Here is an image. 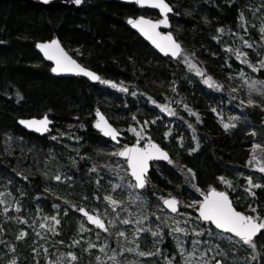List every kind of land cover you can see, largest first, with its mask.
Instances as JSON below:
<instances>
[{"label": "trees", "instance_id": "trees-1", "mask_svg": "<svg viewBox=\"0 0 264 264\" xmlns=\"http://www.w3.org/2000/svg\"><path fill=\"white\" fill-rule=\"evenodd\" d=\"M166 1L174 10L171 31L183 49L176 61L161 57L126 25L128 18L139 15L157 19L154 11L116 1L84 0L77 10L45 13L23 3L0 1V264L13 259L16 264H69V251L78 257L71 264H113V250L125 263L126 250L121 251L128 248L125 235L90 228L77 210L91 211L89 206L96 202L104 206L106 196L120 202L114 186L130 181L125 162L114 154L118 147L93 130L96 110L123 134V144L151 139L171 154L170 165L154 164L150 172L145 196L149 215L163 210L161 197H176L179 215L195 220L199 232L206 225L196 219L198 205H188L201 200L200 193L211 186L227 191L237 210L255 215L248 207L252 205L264 217V187H253L255 196L247 191L248 177L253 184L264 185V172L252 166L264 162V107L259 111L246 103L248 95H257L249 92L247 81L264 80V68L254 71L242 63L247 59L259 67L257 62L264 59L260 31L264 0ZM54 37L101 80L128 91L101 81L92 84L52 75L51 65L35 45ZM236 51L247 56L238 60ZM207 77L212 78L209 83L204 82ZM213 81L221 87L210 86ZM260 101L264 105L261 97ZM161 105L171 109L174 118L169 119ZM45 115L55 124L47 138L17 125L19 119ZM223 123L235 126L225 130ZM9 138L14 143L2 146ZM258 143L261 147L253 149ZM253 155L257 159L250 164ZM57 175L60 180L54 179ZM219 177L230 180L232 187ZM53 216L59 224L50 219ZM171 217L163 211V220ZM21 232L27 235L21 237ZM233 241L230 248L221 247L228 257L216 259L264 264V237L256 238V260L251 259L248 245ZM89 243L95 247L88 248ZM209 245L199 243V251ZM165 252L168 257L171 248ZM161 263L167 264V259Z\"/></svg>", "mask_w": 264, "mask_h": 264}, {"label": "snow or ice", "instance_id": "snow-or-ice-1", "mask_svg": "<svg viewBox=\"0 0 264 264\" xmlns=\"http://www.w3.org/2000/svg\"><path fill=\"white\" fill-rule=\"evenodd\" d=\"M49 0H44V3H48ZM135 2L139 5H148L152 6L155 8H158L161 13H167L170 12L172 9L169 6V4L166 2V0H135ZM73 3L76 5H80L82 3V0H73ZM241 19H243V16L241 15ZM129 22L133 23L135 27L139 28L141 32H143L146 36H148L149 39L152 40L154 44L158 48H160L161 51H167L170 52L173 57L178 56L182 49L181 45L176 42L175 40L172 39L171 33H166L164 34L165 36V41L164 43H161L157 38L161 35L156 31L157 26L159 25H166L168 23L166 16L162 19L158 20H151V19H146L145 17H139L136 20H133L132 18H129ZM222 31V29H221ZM261 33H264V27H261L260 29ZM261 39L264 40V35H261ZM244 44L248 45L249 48L252 47L251 44L247 40L243 41ZM36 47L41 49L43 54L49 59L55 61V66L51 68V71L54 73H61V72H78L82 73L85 76L89 77L90 79L94 81H101L102 83L105 84H110L113 87H120L122 91L127 92L128 89L124 88L120 85H117L115 82L110 81V80H101V77L97 75V73L90 71L88 68L81 66L76 62V60L72 59V57L68 56V54L64 51V49L60 46L59 41L56 39H52L50 41L46 42H38L36 44ZM236 59H240L241 56H247V53L235 52ZM244 64H248L249 67H252L254 71H259L261 68H264V59H261L258 61L259 67H256L252 64H249V61L247 59H244L242 61ZM190 67L195 68V65H190ZM198 74L199 70H197ZM241 76L244 74L241 72ZM211 77H207L205 79V83H209L211 81ZM249 91H257L260 92L262 95H264V80H255L252 79L250 81H247ZM210 86L213 87H221L219 84H216L214 81ZM19 96V93H17ZM133 96L136 95L135 92L132 93ZM155 103V101H152ZM244 101H241V104H244ZM248 105H254L256 104V101L249 98L246 102ZM163 110L167 111L169 115H173V111L171 109H168L166 106L161 105L160 106ZM186 107V106H185ZM261 107H264V105H261ZM213 111H216L213 109ZM99 115V113H98ZM198 118V117H197ZM133 119H135L133 117ZM232 119H237V117H233ZM20 123L26 125L28 128H33L36 131L39 132H46L48 131V125L50 121L48 120V117L45 115L41 119L36 120V119H31V120H21ZM145 124L148 123V121L144 122ZM235 125L232 124L230 125L229 123H223V127L225 130H228L229 127H234ZM95 127L99 129L104 136L111 138L113 141L117 140V137L120 135V133L117 131L116 128H114L111 124H109L102 116L100 119H98L95 123ZM132 131H136L135 129H131ZM146 135V133H145ZM167 136V133H165ZM137 136L140 137V133L137 132ZM55 138V137H53ZM261 147L260 145L253 144L252 148L256 149ZM189 151H192L190 149ZM115 155H118L120 157H124L127 160L128 164V170L130 171L131 175V180L128 182V187L130 189L132 188H139L143 189L147 183L146 181V173L149 168V161L154 159V158H162L165 161H168L169 163H172L167 151H165L163 148L160 147V145L156 144L155 142H152L151 140L148 141L147 144H145L143 147L140 146V141L139 139L137 140L136 144L132 145H124L122 146L118 151L114 153ZM256 156L253 155L250 158L249 163L253 160H256ZM253 167H257L260 172H264V162H258L256 164L252 165ZM189 173H191L193 176L195 175L191 169H187ZM56 180H60V176L57 175L54 177ZM219 179L225 183L229 188L232 187V182L230 180H226L224 177H219ZM99 183V181H97ZM247 183L250 186L247 191L252 195L255 196V192L252 191L253 187L260 188L264 187V185L260 184H253L252 178L248 177L247 178ZM118 187V186H114ZM199 191V189H197ZM203 195V200H194L192 201L191 204L188 205V207H196V211L199 213V216L196 218L198 221H206L209 222L210 224L214 225L216 229L221 230V233H228L229 235L227 237H221L223 239H227L228 241H233L235 240L237 243L243 244V245H248L250 249L252 250L253 255L251 256L252 260H256L257 257L259 256V253H257V244L256 238L259 234V236L264 237V217L260 215V213L256 212V209L252 206L249 205V209L251 212L255 213V215L251 214H245L244 212L237 211L236 208L233 207L231 200L229 199V196L227 192L225 191H218L215 187H209L207 193H201ZM99 198V197H97ZM105 199L110 200L113 204L119 203L118 201L112 200L110 196H106ZM163 200L164 205L167 206L168 209H170L172 212H177L178 210V204L179 201L177 200L176 197L169 196L167 198L161 197ZM73 207H76V205H73ZM79 212L84 213L85 216H87L88 220L91 221L93 224H96L99 228L104 229V231H108V228L105 227V223L103 220L100 219V217L91 215L89 212L85 211L83 207L77 208ZM190 215V214H188ZM51 220L55 221L56 224H59V220L56 219L55 216L50 217ZM143 219H147V217H143ZM132 223H139L138 221H131ZM175 223H179L178 221H174ZM112 223V221H110ZM123 223H130L127 219L123 221ZM43 227V225H41ZM54 230V229H53ZM145 231L144 228H137L133 236L135 237L138 235L140 232ZM150 231V229H149ZM176 232H185V228H180L177 227L174 229ZM192 231L196 233L197 235L203 234L205 231L209 235H212V229H205V228H200L199 232H197L196 228H193ZM27 235L26 232H21L20 236H25ZM117 236L123 237L125 235L124 232H117ZM153 236H157V232H152ZM160 236H163L164 233L162 231L159 232ZM20 237H18L19 239ZM78 243V241L73 242ZM198 243H204L203 241H196L193 240V250L190 252H187V258L184 260V264H191L190 257H192L196 251V245ZM95 245L89 243L88 248H94ZM177 247L179 248L180 254L183 256L184 253L187 251L184 247V245L177 239ZM87 250V249H85ZM104 250V246H101V251ZM128 251V252H133L137 251L135 248H127L124 249L121 247V251ZM216 255L221 256V257H227L228 253L220 247V244H216L215 246ZM14 251V249H13ZM33 251L35 252L36 249L33 248ZM45 251H47L45 249ZM214 251L212 248H207L205 251L201 252L200 255L202 259L198 262V264H227V261L225 259H216L215 256H213L211 259H203V257L207 256L208 252ZM160 250L157 249V253H159ZM156 253L153 252H144V251H139L138 255L139 256H151L155 255ZM67 257L70 258L69 264H71V261H77L78 257L77 255L69 251L66 253ZM116 257V252L113 250L112 252V257L115 261ZM97 260H100V257H96ZM167 259V264H173L171 258H166ZM261 259H264L262 257ZM9 264H16V261L10 260ZM49 264H52L51 261H49Z\"/></svg>", "mask_w": 264, "mask_h": 264}, {"label": "rangeland", "instance_id": "rangeland-1", "mask_svg": "<svg viewBox=\"0 0 264 264\" xmlns=\"http://www.w3.org/2000/svg\"><path fill=\"white\" fill-rule=\"evenodd\" d=\"M255 92L257 95L255 96L248 95L247 99L251 98L255 100L256 104L250 105V106H256L260 111L261 105H262L260 101V97L262 100H264V95H262L260 92H257V91ZM242 111H244V109L240 105V108L238 109V113L241 114ZM165 113L167 114L169 119L174 118V114L169 115L167 111H165ZM259 116L261 117V115ZM251 133H253V131H251ZM255 135L256 134H254V136ZM254 138H256V136ZM13 143H14V140H12V138H9L7 143L6 142L3 143L2 146H10ZM257 145L261 146V144L259 143ZM116 186L118 187H115L114 190L116 191V189H118L117 195L119 197H123V198L117 197L120 199V202L118 201L119 207L115 209H111L110 207L107 208L103 206L105 210L102 213V211L99 209L100 206L97 205L98 204L97 202L92 203L89 206V209L92 212L96 213L97 215H99L106 221L109 229L111 231H114L115 235L119 231H122V230L124 231L125 239L128 243V248L137 249V251H133V252L125 251L126 255H124L123 257L125 263L119 262V258L117 257L118 256L122 257V256L120 254H116L115 261L112 259L113 264H163L161 263V261L164 257H166L167 253L164 250L163 251L161 250L160 245L161 244L163 245V243L167 241V238L170 239L174 243L173 246L175 250L179 251V248L177 247V239H179V241L185 247L187 240L199 241V238L202 237V234L197 235L196 233L192 231L193 228L197 229L198 225L196 224V221L192 220L189 216L177 215V216L169 218L170 219L169 221L163 220L162 213L164 210L160 209L159 210L160 213L157 210H153L154 212L153 213L154 217H153L151 214L149 215L148 213V209H147L149 207L148 200L140 193H139L140 195L133 193L134 191L128 187V182L117 184ZM115 191L113 193H115ZM145 216L147 217V219H143V217ZM125 219L130 221V223H123ZM110 221H112V223H110ZM131 221H138L139 223H132ZM174 221H178L179 223L177 224ZM141 227L144 228L145 231L140 232L138 235L134 237L133 236L134 231L137 228H141ZM165 227H168V229H165L163 231L162 228H165ZM177 227L185 228L186 231L183 233L174 231V229H176ZM209 228L211 229L209 225L205 226V229H209ZM160 231L164 233L163 236L159 235ZM166 231L168 232L169 237L168 235L165 234ZM152 232H157L158 235L153 236ZM212 233H213L212 235H209L207 231H205L203 235H205V238H207V240L209 239L207 241V243L210 244L209 246H211L209 248L214 249L215 252L218 251V250H215L216 244H220V247L224 246L228 248H230L231 245L235 244L234 241L230 242L227 239L221 238V237H227V235L214 232V230H212ZM3 247L4 249H7L6 245H3ZM195 247H196V251L194 255L188 258L190 259L191 264H198V262L202 259L200 253L205 251V250L199 251V243ZM138 249H142L144 252H153L156 254L151 255V256H139ZM157 249L160 250L159 253H157ZM192 250H193V246H192ZM0 254H2V251H0ZM213 256L217 258V255H214L211 251V252H208L207 256L203 257V259L208 260V259H211ZM179 257L181 258L179 261V264H184V260L185 258H187V254L184 253V255L182 256L179 252ZM170 258L172 259V262H173L174 257L170 256ZM233 263L234 262L232 259H230V261L227 262V264H233Z\"/></svg>", "mask_w": 264, "mask_h": 264}, {"label": "water", "instance_id": "water-1", "mask_svg": "<svg viewBox=\"0 0 264 264\" xmlns=\"http://www.w3.org/2000/svg\"><path fill=\"white\" fill-rule=\"evenodd\" d=\"M0 1H11V2H19V3H23V4H26V5H29V6H32V7L38 8V9H40L41 11H43V12H45V13H47L48 11H52V10H58V11L77 10V9L81 8V7L83 6V4H84V0H82V3H81L80 5H76L75 3H73V0H49L48 3H44V0H0ZM106 1H116V2H120V3L124 4V5H134V6H136L139 10H145V9H148V10L155 11V12L158 14V16H159L158 19H162V18H164V17L166 16L168 23H167L166 25L162 24V25L157 26L156 31H157L158 33L161 34L157 39H158L161 43L166 42V41H165V36H164V34L170 32L171 35H172V39L175 40L176 42H178V41L176 40L175 36L173 35V33L171 32L172 24H171V21H170V17L173 15L174 10H173V8H172V5L169 4L167 1H166V2L169 4V6H170L171 9H172L170 12H167V13H161L160 10H159L158 8H155V7H152V6H148V5H144V6H142V5H139V4H137V3L135 2V0H106ZM139 17H144V16L130 17V18H132L133 20H136V19L139 18ZM145 18H146V19H150V18H147V17H145ZM158 19H156V20H158ZM151 20L155 21L154 19H151ZM126 25H127V27H128L130 30H132L134 33H136V34H137V35H138V36H139V37H140V38H141L146 44H148L153 50H155V51H156L159 55H161L163 58H169V59L175 61V60H177V59L180 57L182 51H181V53H180L178 56H176V57H173V56L171 55L170 52H167V51H161L160 48H158V47L156 46V44H154V43L152 42V40L148 38V36H146L143 32H141L139 28L135 27L133 23H130V22H129V18H128L127 21H126ZM52 39H56V40H58L60 46L64 49V51L68 54V56L72 57V56L68 53V51L65 49V47L63 46V44L60 42V40H59L57 37H54V38H52ZM52 39H51V40H52ZM48 41H50V40H48ZM43 42H46V41H43ZM178 43H179V42H178ZM179 44H180V43H179ZM180 45H181V44H180ZM181 49H182V46H181ZM35 50H36V52L41 56V58H42L46 63H48V64L51 65V68H52L53 66H55V61H53V60H49V59L43 54L42 50L36 47V45H35ZM72 59H74V58L72 57ZM74 60H76V59H74ZM76 62H77L78 64H80L77 60H76ZM80 65H81V64H80ZM81 66H83V65H81ZM83 67H84V66H83ZM90 71H91V70H90ZM52 73H53L54 76H57V77H63V78H74V79H78V80H80V79H85V80H87V81H89V82H91V83H94V84L98 83V81H94V80L90 79L89 77L85 76L84 74H82V73H78V72H61V73H54V72H52ZM98 113H99V115H98ZM101 116H102V117H103V118H104L109 124H111V123L109 122V120L107 119V117H106L101 111H99V110H98V111L96 112V114H95V123H96V121H97L98 119H100ZM47 117H48V116H47ZM31 119L39 120V119H41V118L19 119V120L17 121V125H18V126L24 131V132H26V133H28V134H31V135H34V136H36V137H38V138H46V137H48V136H50V135L52 134V131H53V128H54V122H53L52 119H50V118L48 117V120L50 121V123H49V125H48V131H46V132H39V131H36L35 129H33V128H28L26 125L20 123L21 120H31ZM95 123H94V130H95L96 132L100 133L101 136H102L103 138H105L106 140L111 141V142L114 143V144H120V140H121V138H122V135H121V134L117 137V140L113 141L111 138L104 136L103 133H102L99 129H97V128L95 127ZM111 125H112V124H111ZM112 126H113V125H112ZM152 142H153V141H152ZM147 143H148V142H145V143L142 145V143L140 142V146L143 147V146H144L145 144H147ZM155 143H156V142H155ZM135 144H136V143H135ZM156 144H157V143H156ZM161 148H162V147H161ZM164 150H165V149H164ZM165 151H166V150H165ZM167 153H168V152H167ZM168 155H169V157H170V159H171V161H172L171 155H170L169 153H168ZM116 156H117V158H119V159H121V160H125V161H126V164H127V160H126V158H124V157H120V156H118V155H116ZM155 162H162V163H165V164H170L168 161H165V160H163L162 158H154V159L150 160V161H149V168H148V171H147V173H146V181H147V177H148V175H149V173H150V171H151V165H152V163H155ZM127 169H128V164H127ZM128 174H129V177L131 178V175H130V171H129V170H128ZM131 179H132V178H131ZM146 188H147V183H146V185H145V187H144L143 189H139V188H137V190H139V191H140V190H145ZM217 190H218V191H221V190H219V189H217ZM225 192H226V191H225ZM227 194H228V193H227ZM200 195H201V199L203 200V195H202V194H200ZM228 196H229V199L231 200V197H230L229 194H228ZM105 202H106L107 204H109L111 207H115V204H113L110 200L105 199ZM231 202H232V200H231ZM232 205H233V202H232ZM163 207H164L168 212H170L171 214H176V213H178V211H179V209H180L179 204H178V210H177V212H172L170 209L167 208L166 205H164V203H163ZM233 207H234V205H233ZM234 208H235V207H234ZM236 210H237V209H236ZM85 211H86V210H85ZM237 211H238V210H237ZM79 213H80L81 216L85 217V219H86V221H87V223H88L89 226H91L92 228H94V229H96V230H99V231H101V232L104 231V229L99 228L96 224H93L91 221H89L88 218H87V216L84 215V213H82V212H79ZM196 214H197V216H199V213H198L197 211H196ZM91 215H94V214H91ZM246 215H247V214H246ZM94 216H96V215H94ZM100 219H101V218H100ZM101 220H102V219H101ZM103 222H104V221H103ZM200 222L203 223V224H208V223H209V222H206V221H200ZM104 223H105V222H104ZM209 224H210V223H209ZM211 225H212V224H211ZM212 226L215 228L214 225H212ZM105 227H106V224H105ZM215 229H216V228H215ZM216 230H218V231L221 232V230H219V229H216ZM227 234H228V233H227ZM258 236H259V234H258ZM258 236H257V237H258ZM257 237H256V238H257ZM254 239H255V238H254Z\"/></svg>", "mask_w": 264, "mask_h": 264}, {"label": "flooded vegetation", "instance_id": "flooded-vegetation-1", "mask_svg": "<svg viewBox=\"0 0 264 264\" xmlns=\"http://www.w3.org/2000/svg\"><path fill=\"white\" fill-rule=\"evenodd\" d=\"M173 242L167 238V241L163 243V245L161 244V250L163 251H166V247H170L171 248V252L175 254V259L178 260V263L179 264V261H180V257H179V251L178 250H175L174 246H173ZM192 240H187L186 241V244H185V249L187 250L185 253L187 254V252H190L192 250ZM168 250V249H167ZM166 258H170V255H168V257H164L163 259H166Z\"/></svg>", "mask_w": 264, "mask_h": 264}, {"label": "bare ground", "instance_id": "bare-ground-1", "mask_svg": "<svg viewBox=\"0 0 264 264\" xmlns=\"http://www.w3.org/2000/svg\"><path fill=\"white\" fill-rule=\"evenodd\" d=\"M51 73H52V71H51ZM52 75H53V73H52ZM54 126H55V124H54ZM93 130H94V125H93ZM94 131H95V130H94ZM95 132H96V131H95ZM96 133H97V132H96ZM64 142H66V141H63V144H64ZM67 143H68V142L65 143L66 146H67ZM120 198H123V197H120ZM97 205L100 206L99 209H100V210L102 211V213H103L104 210H105L104 207H103V205H101V204H99V203H98ZM202 236H205V235L202 234ZM208 240H209V239H208ZM208 240H207V238H205V240L203 239L204 242H206V241H208ZM170 256H171V257H175L174 254H173L172 252H171V255H170ZM174 261H178V260H176V259L174 258Z\"/></svg>", "mask_w": 264, "mask_h": 264}]
</instances>
